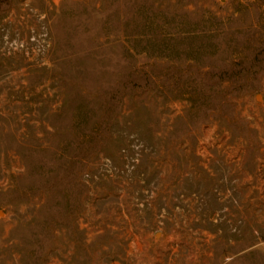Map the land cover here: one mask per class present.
<instances>
[{"label": "rangeland", "instance_id": "374dc122", "mask_svg": "<svg viewBox=\"0 0 264 264\" xmlns=\"http://www.w3.org/2000/svg\"><path fill=\"white\" fill-rule=\"evenodd\" d=\"M0 264H264V0H0Z\"/></svg>", "mask_w": 264, "mask_h": 264}, {"label": "bare ground", "instance_id": "6f19581e", "mask_svg": "<svg viewBox=\"0 0 264 264\" xmlns=\"http://www.w3.org/2000/svg\"><path fill=\"white\" fill-rule=\"evenodd\" d=\"M260 98V97H259ZM261 99V98H260Z\"/></svg>", "mask_w": 264, "mask_h": 264}]
</instances>
